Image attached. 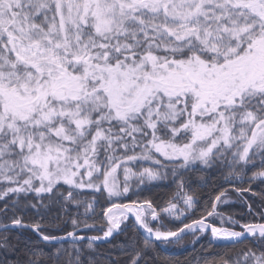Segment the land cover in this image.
I'll return each mask as SVG.
<instances>
[{"label": "snow or ice", "instance_id": "1", "mask_svg": "<svg viewBox=\"0 0 264 264\" xmlns=\"http://www.w3.org/2000/svg\"><path fill=\"white\" fill-rule=\"evenodd\" d=\"M0 264H264V0H0Z\"/></svg>", "mask_w": 264, "mask_h": 264}, {"label": "trees", "instance_id": "2", "mask_svg": "<svg viewBox=\"0 0 264 264\" xmlns=\"http://www.w3.org/2000/svg\"><path fill=\"white\" fill-rule=\"evenodd\" d=\"M151 192L154 194H157V195H162V193L164 192V189L154 188V189H151ZM233 207L238 210L237 205H234ZM199 216H200V211H197L195 214V218H198ZM191 218L192 217H190L186 222H191ZM169 220L172 221L171 223H169V227H173L176 223H179V221H176L173 218H169ZM210 222H212V219H210ZM165 223H168V221H165ZM215 223L217 226H219L218 220H216ZM191 240H192L191 236H186L185 240L182 242L181 245H170L167 247L162 246L161 247V256L178 258L179 260H181V262H183L185 260V258H187L191 255V252H192V246L190 243ZM206 242H207L206 238L202 239V241H201V243H206ZM197 248H199V245H197Z\"/></svg>", "mask_w": 264, "mask_h": 264}, {"label": "water", "instance_id": "3", "mask_svg": "<svg viewBox=\"0 0 264 264\" xmlns=\"http://www.w3.org/2000/svg\"><path fill=\"white\" fill-rule=\"evenodd\" d=\"M210 219H212V218H209V222H210Z\"/></svg>", "mask_w": 264, "mask_h": 264}, {"label": "rangeland", "instance_id": "4", "mask_svg": "<svg viewBox=\"0 0 264 264\" xmlns=\"http://www.w3.org/2000/svg\"><path fill=\"white\" fill-rule=\"evenodd\" d=\"M183 219V218H182Z\"/></svg>", "mask_w": 264, "mask_h": 264}]
</instances>
